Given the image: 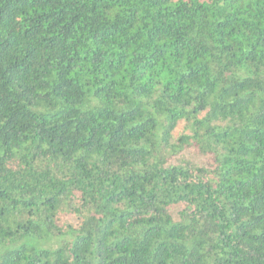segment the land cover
<instances>
[{
  "label": "trees",
  "instance_id": "trees-1",
  "mask_svg": "<svg viewBox=\"0 0 264 264\" xmlns=\"http://www.w3.org/2000/svg\"><path fill=\"white\" fill-rule=\"evenodd\" d=\"M0 264H264V0H0Z\"/></svg>",
  "mask_w": 264,
  "mask_h": 264
}]
</instances>
